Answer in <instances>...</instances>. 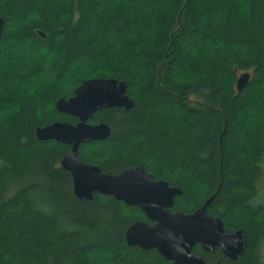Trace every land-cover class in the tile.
Instances as JSON below:
<instances>
[{"label": "trees", "instance_id": "trees-1", "mask_svg": "<svg viewBox=\"0 0 264 264\" xmlns=\"http://www.w3.org/2000/svg\"><path fill=\"white\" fill-rule=\"evenodd\" d=\"M0 18V264H171L126 245L147 222L139 209L76 199L60 167L69 146L36 140L77 123L55 102L90 79L124 82L133 107L95 113L87 123L110 137L81 145L79 161L114 176L141 168L181 191L172 213L217 193L206 212L243 232L244 254H193L264 264V0H0Z\"/></svg>", "mask_w": 264, "mask_h": 264}, {"label": "water", "instance_id": "water-1", "mask_svg": "<svg viewBox=\"0 0 264 264\" xmlns=\"http://www.w3.org/2000/svg\"><path fill=\"white\" fill-rule=\"evenodd\" d=\"M3 26L4 21L0 18V40ZM248 80V74L237 79L238 92ZM126 90L124 82L113 79L82 82L73 91L72 97L55 102L56 112L76 119L77 123L55 122L37 128L36 140L55 141L69 146L70 150L61 159L60 167L70 174L72 193L76 199L87 202L93 199L94 194L109 196L141 211L147 222L137 221L126 230L125 243L128 247L142 251L155 250L171 264H206L193 254L196 246L210 255L219 249L225 259L237 261L246 247L243 232L226 234L220 220L206 212L217 193L191 214L172 213L170 209L175 198L181 195L180 190L154 180L139 168L114 176L101 173L97 167L79 161L78 150L81 145L106 141L110 137L108 126L90 125L87 121L104 109H131L133 103L128 99Z\"/></svg>", "mask_w": 264, "mask_h": 264}, {"label": "rangeland", "instance_id": "rangeland-1", "mask_svg": "<svg viewBox=\"0 0 264 264\" xmlns=\"http://www.w3.org/2000/svg\"><path fill=\"white\" fill-rule=\"evenodd\" d=\"M12 28H14V26L11 24ZM19 48V46H17V49ZM258 191L259 194L263 193L264 191V173H263V177L260 179L259 184H258ZM260 255L263 257L264 259V242L261 245V249H260Z\"/></svg>", "mask_w": 264, "mask_h": 264}, {"label": "flooded vegetation", "instance_id": "flooded-vegetation-1", "mask_svg": "<svg viewBox=\"0 0 264 264\" xmlns=\"http://www.w3.org/2000/svg\"><path fill=\"white\" fill-rule=\"evenodd\" d=\"M136 168H134V169H128V170H135ZM139 169H141V168H139ZM149 223V222H148ZM150 224V223H149ZM152 224V223H151ZM197 247V246H196ZM195 248V247H194Z\"/></svg>", "mask_w": 264, "mask_h": 264}]
</instances>
